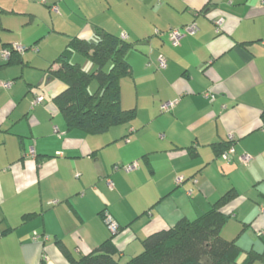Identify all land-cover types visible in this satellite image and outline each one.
<instances>
[{
  "label": "crops",
  "instance_id": "0c3cea01",
  "mask_svg": "<svg viewBox=\"0 0 264 264\" xmlns=\"http://www.w3.org/2000/svg\"><path fill=\"white\" fill-rule=\"evenodd\" d=\"M192 22L199 31L174 44L169 30ZM98 29L135 43L121 79L122 106L135 116L90 133L68 127L54 102L65 84L50 72L72 38L96 41ZM15 42L27 46L24 62L0 58V264H71L67 253L112 236L104 213L129 258L231 189L239 196L223 237L241 247L240 262L264 252V0H0V53ZM72 59L96 67L79 52ZM37 95L45 100L32 107ZM231 134L237 154L225 161L218 150Z\"/></svg>",
  "mask_w": 264,
  "mask_h": 264
},
{
  "label": "trees",
  "instance_id": "16d2710c",
  "mask_svg": "<svg viewBox=\"0 0 264 264\" xmlns=\"http://www.w3.org/2000/svg\"><path fill=\"white\" fill-rule=\"evenodd\" d=\"M97 36L96 41L72 38L54 61L60 67L50 72L52 79L65 84V89L54 97V102L68 127L90 133L104 132L135 116L134 110L124 109L121 103V79L131 74L126 54L135 43L103 29L97 30ZM13 46L3 45L11 49L4 65L24 62V52ZM75 52L89 57L95 63V69L88 71L74 62L72 56ZM93 81L98 86L92 92L89 87ZM228 147V143L224 144L218 154ZM238 196L236 190L231 189L197 218H182L173 226L151 233L143 240V250L129 258L120 253L114 233L91 252L79 257L67 253L68 258L71 264H252L257 258L264 260V252H251L249 258L240 262L241 247L221 233L235 215L233 204ZM40 264L49 263L44 258Z\"/></svg>",
  "mask_w": 264,
  "mask_h": 264
},
{
  "label": "built area",
  "instance_id": "2783aa9c",
  "mask_svg": "<svg viewBox=\"0 0 264 264\" xmlns=\"http://www.w3.org/2000/svg\"><path fill=\"white\" fill-rule=\"evenodd\" d=\"M216 23L217 25H222L223 24V18H219L216 20ZM199 26L197 23L195 22H192L190 24H187L185 25V27L183 29L181 28H172L169 30V36H170V39L173 41L174 44H179L180 43V40L181 38L185 35V34H195L199 31ZM159 32V31H158ZM122 38L126 39L127 36L126 34H124L122 36ZM14 49L19 51V52H24L26 50L25 46H23L22 44H17L15 43L14 44ZM1 54H2V57L4 59H8L11 55V49L9 48H4L2 51H1ZM167 66V59L165 56L163 55H160L159 56V61H158V67L159 68H165ZM13 84V81H5L2 83V86H4L5 88H9L11 87ZM45 100V97L43 95H37L33 101H32V107H34L36 104L38 103H43ZM176 101H166L162 104V109L163 110H170L171 108H173V106L175 105ZM230 138H231V144L229 145V147L223 152L222 156L223 158L225 159V161H231L235 158L236 156V147L234 146V144L232 143V139H234L233 135L231 134L230 135ZM30 154L31 155H35V150L33 148V146L31 147L30 149ZM238 159L247 164L249 162V160L251 159V156L249 154H240L238 156ZM138 166V162H133V163H130V164H126L123 166V168L126 170V171H129V170H132L134 168H136ZM183 181V178L182 177H179L177 178V182L178 183H181ZM109 183V186L110 188H113L114 187V184L111 180L108 181ZM105 220L108 224V227L109 229L111 230L112 233L116 234L119 229H120V225L119 223L113 219V217L110 215V214H106L105 216ZM262 232H260L261 234ZM41 236L40 234H35L34 235V238L35 239H39ZM46 237V236H45ZM47 258V257H46Z\"/></svg>",
  "mask_w": 264,
  "mask_h": 264
},
{
  "label": "rangeland",
  "instance_id": "374dc122",
  "mask_svg": "<svg viewBox=\"0 0 264 264\" xmlns=\"http://www.w3.org/2000/svg\"><path fill=\"white\" fill-rule=\"evenodd\" d=\"M15 34H18V33H16L15 32ZM15 43H17V44H20V43H18V42H15ZM27 46H25V48H26ZM37 47L38 46H36V45H34V46H32L30 49L31 50H34V51H37ZM36 48V49H35ZM27 51V50H26ZM25 51V52H26ZM24 52V53H25ZM0 58H2V55H1V53H0ZM73 61H75V59H72ZM90 60V59H89ZM91 61V60H90ZM95 65V64H94ZM86 69V68H85ZM88 70V69H87ZM88 71H91V70H88ZM97 82L96 81H93L92 83H91V85H90V87H89V89H90V91H95L96 89H97ZM49 99L51 100V97H49ZM114 168L116 169V168H118V166H114Z\"/></svg>",
  "mask_w": 264,
  "mask_h": 264
}]
</instances>
